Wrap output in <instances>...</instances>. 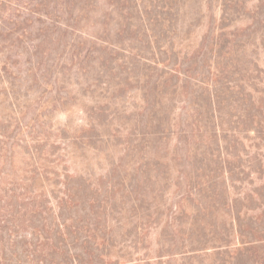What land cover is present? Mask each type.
Masks as SVG:
<instances>
[{
    "label": "rangeland",
    "instance_id": "1",
    "mask_svg": "<svg viewBox=\"0 0 264 264\" xmlns=\"http://www.w3.org/2000/svg\"><path fill=\"white\" fill-rule=\"evenodd\" d=\"M11 203L0 264H264V0H0Z\"/></svg>",
    "mask_w": 264,
    "mask_h": 264
},
{
    "label": "trees",
    "instance_id": "2",
    "mask_svg": "<svg viewBox=\"0 0 264 264\" xmlns=\"http://www.w3.org/2000/svg\"><path fill=\"white\" fill-rule=\"evenodd\" d=\"M229 12H231L230 10H228V12H225V14L226 15H229ZM225 15V16H226ZM209 103H210V100H209ZM197 105H196V103H195V101H194V105H193V107H192V111H196V108H194V107H196ZM192 116V119H194V116H196V115H191ZM196 120V119H195ZM195 120L194 121H191V124H194V122H195ZM185 134H187V131L185 132ZM186 136V135H185ZM177 185V184H176ZM13 194H15L14 192H13ZM23 194H25V195H28V191H25L24 193H21L20 195H22L23 196ZM71 195H72V197L73 196H75V192H72V194L69 192V190H68V188H67V193H66V198H70L71 197ZM9 205V207H8V209L6 210V212H7V214L4 216V219L2 220V216L0 217V219H1V222H3V225H0V231L2 230V228H4L6 225H8V224H12V227H8V232L9 233H17L18 231H19V229H23V228H25L26 226L27 227H32V231H30V232H27L26 230V234L28 235V236H33V235H36V234H38V236L39 235H41L43 238H45L46 240H50L49 238V236H48V234H50V232H49V230H51V229H48V228H46V226H45V224H42L41 226H38V225H33V224H28L29 222H27L28 220H25V219H19V217L18 216H23L24 215V213L22 214H19V215H17L19 212H18V210L15 208V205L13 204V203H11V204H8ZM26 205V204H25ZM25 207V206H24ZM38 208L40 209V210H43L44 209V207L42 206V204H38ZM34 210H36V208L34 209ZM10 222V223H9ZM57 232H59V234H60V230H58ZM0 238H1V234H0ZM3 257V256H2Z\"/></svg>",
    "mask_w": 264,
    "mask_h": 264
}]
</instances>
